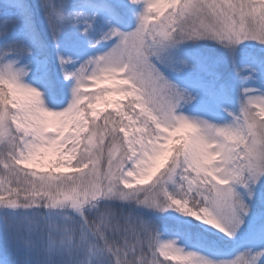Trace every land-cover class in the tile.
Masks as SVG:
<instances>
[{
  "label": "snow or ice",
  "instance_id": "6c2138e0",
  "mask_svg": "<svg viewBox=\"0 0 264 264\" xmlns=\"http://www.w3.org/2000/svg\"><path fill=\"white\" fill-rule=\"evenodd\" d=\"M173 262L264 264V0H0V264Z\"/></svg>",
  "mask_w": 264,
  "mask_h": 264
},
{
  "label": "rangeland",
  "instance_id": "374dc122",
  "mask_svg": "<svg viewBox=\"0 0 264 264\" xmlns=\"http://www.w3.org/2000/svg\"><path fill=\"white\" fill-rule=\"evenodd\" d=\"M90 90H94V89H90Z\"/></svg>",
  "mask_w": 264,
  "mask_h": 264
},
{
  "label": "trees",
  "instance_id": "16d2710c",
  "mask_svg": "<svg viewBox=\"0 0 264 264\" xmlns=\"http://www.w3.org/2000/svg\"><path fill=\"white\" fill-rule=\"evenodd\" d=\"M173 264H175V262H173Z\"/></svg>",
  "mask_w": 264,
  "mask_h": 264
}]
</instances>
